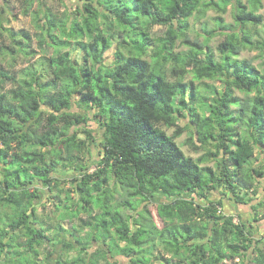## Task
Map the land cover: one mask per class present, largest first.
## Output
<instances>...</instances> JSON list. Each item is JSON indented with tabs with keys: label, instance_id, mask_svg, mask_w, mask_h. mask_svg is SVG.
Wrapping results in <instances>:
<instances>
[{
	"label": "trees",
	"instance_id": "obj_1",
	"mask_svg": "<svg viewBox=\"0 0 264 264\" xmlns=\"http://www.w3.org/2000/svg\"><path fill=\"white\" fill-rule=\"evenodd\" d=\"M25 1L28 12L35 0ZM79 1L81 4L74 10L66 5L63 14L40 10L45 12L46 21L41 24L44 32L39 35L38 45L41 49L48 45L55 48L46 68L27 66L18 77L0 65V206L10 207L14 212L8 226L1 225L0 215V264H17L15 256L20 258L19 264H40L37 246L49 240L46 229L50 228H54L57 235L70 232L77 243L65 238L62 247L74 250L75 255L59 258L58 264H102L101 261L119 264L113 260L115 254L124 256L128 264H153L156 260L159 264H223L240 257L245 259L243 264L250 259L251 264H264V235L255 236L253 232V223L264 219V213L258 212L264 207V201L251 205L253 223L241 219L236 222L234 214L223 213L225 199L248 204L251 199L247 195L256 191L259 178L264 175V164L251 165L256 149L264 154V95L259 94L264 92V75L250 59H238L244 49H264V37L254 40L249 31L238 35L232 31L220 44L219 55L208 46V38L206 41L193 38L189 20L195 11L209 6L225 11L221 0ZM236 2L235 20L242 27L264 25L263 15L258 13L263 7L261 0L248 1L251 12L244 11L247 6L242 0ZM218 20L223 27L222 17ZM155 26L165 27L164 35H152ZM114 27L116 32L112 31ZM7 32L13 36L14 46L5 47L6 53L21 52L31 56L37 53L35 49L30 50L28 33L17 36L9 29ZM129 35L131 44L126 39ZM118 36L123 38L114 52V59L120 62L116 77L122 72L129 78L143 80L146 67L157 64L161 72L190 77L179 87L182 95L191 91L193 102L202 99L211 108L210 102L219 98V108L211 110L221 120L226 117L229 124H233L224 129L227 135L222 138L236 146L234 151L227 144L223 145L220 175L213 168L201 166V161L219 153L209 150L206 155L194 158L169 141L150 137L144 131L143 119H130L127 106L115 97L112 87L102 83L104 79H112L114 74L93 76L87 67L89 55L99 59ZM85 37L94 38L86 42ZM179 43L187 49L176 50ZM73 46L83 51L82 68L81 60L71 57ZM124 49H129L127 56ZM221 56L225 63L220 62ZM221 69L232 78L231 82L225 84L220 79L224 75ZM81 79L83 87L76 89L64 82L75 85ZM93 79L99 96L91 90ZM156 79L164 83L163 76ZM209 79L222 81L223 97L215 85L205 82ZM9 82L13 86L7 89ZM198 84L209 94L200 93ZM148 86L149 82L144 81L142 88ZM114 87L116 92L129 96L135 92L131 85L123 83ZM152 87L156 89L154 94L145 92L137 98L155 109L157 98H163L159 84ZM236 88L257 91L252 97L255 107L250 125L254 131L250 142L245 140L240 127L244 109L229 108V102L242 100L234 94ZM101 97L107 101L109 117L102 111H93L94 107L103 108ZM180 103L193 117L190 123L198 128L196 138L200 145L209 139L215 140L213 131H204L211 124V116L202 119L187 101L182 99ZM74 105L90 112L75 111ZM92 113L103 129V138L101 158L97 168L90 171L82 155L91 153L90 144L95 139L89 126ZM181 115H184L182 111L165 104L153 118L171 127L167 121L172 116L180 120ZM237 121L239 123H235ZM188 126L178 123L173 135L164 130L178 143L176 138ZM198 147L195 144V149ZM61 171L68 177H62ZM65 184L70 185L64 196ZM120 185L127 189L128 198L117 200L115 195ZM219 189L221 197L210 200V193ZM45 194L53 206H50L51 213L39 215V204L46 206ZM162 197L169 200L163 202ZM156 200L160 201L157 213L164 221L162 227L153 222L148 204L144 206ZM141 206L144 208L139 210ZM128 208L133 214L125 212ZM58 213L59 225L45 226L43 219L50 223ZM77 219L79 224L74 222ZM65 220L73 223L71 229L62 224ZM81 229L89 230L85 236L76 237ZM21 237H27L23 244L18 241ZM121 241L125 244L121 245ZM94 242L107 247L93 249ZM158 244L164 251L157 249ZM20 246L25 247V252H21ZM174 258L176 262L172 261Z\"/></svg>",
	"mask_w": 264,
	"mask_h": 264
},
{
	"label": "rangeland",
	"instance_id": "obj_2",
	"mask_svg": "<svg viewBox=\"0 0 264 264\" xmlns=\"http://www.w3.org/2000/svg\"><path fill=\"white\" fill-rule=\"evenodd\" d=\"M209 1V0H206ZM218 1V0H215ZM244 2V0H242ZM249 1V0H248ZM25 0H0V21H2L0 26V65L4 68H7L9 70H11L12 72H15L18 77L22 75L23 70L27 67V66H31V67H35V68H41L44 69L46 68V63L48 61V59L55 54V48L53 45H48L45 49H41L38 45V39H39V35L44 32L43 28L41 27V24H43V22H45V12H40V10L42 8L44 9H49V11L54 12L56 14H63L67 7L66 5H68L72 10H74L76 8L77 5H80V1L79 0H35V2L33 3L32 7L29 9L28 12L25 11ZM42 3L44 5H42ZM237 2L236 0H221V6L224 7L225 11H221L220 9L213 7V6H209L207 8H200L199 10L195 11L194 15L190 18L189 23L191 26V35L193 38L195 37H199L200 40L202 41H206V38H208L207 43L208 46H210L215 52L216 54H220L219 51V46L222 42H224V40L226 39L227 35L232 32L235 31V25L238 23L235 20V12H236V7H237ZM258 13L263 15L264 18V4L263 7L258 11ZM222 17L223 21H222V26L220 27L219 25V20L218 18ZM263 23H264V19H263ZM251 25V24H250ZM7 29L11 30L12 32H14V34H16L17 36H24V34L28 33L29 37L31 38V49H35L36 50V54H34L33 56L31 55H24L21 52L18 53H14L17 54L16 58L13 59L10 52L9 54L6 53L5 47H11L14 46L13 45V39H12V35L10 34V32H7ZM166 28L163 26H155L151 32L152 35L154 36H162L164 35ZM210 31H215V32H210ZM58 32V31H56ZM253 37L254 40H262L264 37V25H259V26H254L253 25V30L249 31ZM239 34H242L239 33ZM122 36H118L116 38H114L113 42H121L122 40ZM118 43H113L112 47L110 49H108L106 51V53L112 55L114 57V52L117 48ZM71 57L72 59H78L81 60V56L83 54V51L76 48L75 46L71 47ZM69 49V50H70ZM187 49V47L182 44L179 43L176 47V50L180 51V50H185ZM219 57V56H218ZM238 59H250L253 64L256 66L258 72L261 73V68H264V49H252V48H247L244 49L240 55L238 56ZM43 61H45V64L42 63ZM47 79H49V75L48 77L46 76ZM205 82L212 84L213 86L215 85V87L218 88V90H220V85L223 84L222 81H219L218 79L216 80H206ZM13 86L12 82L7 83L6 88H10ZM73 110L75 111H80V112H84V113H89L87 111H84L83 109H80L79 107H77L76 105H74ZM183 116L181 115L180 117V126H185L188 123L183 122ZM91 119L89 121V126L93 131V135L95 137V139L92 141V143L90 144L91 146V153L86 152L85 154L82 155L83 157V161L90 165V171H93L97 168V164L101 158L100 156V151L102 149L101 147V141L103 138V129L101 128L100 124L98 123V120L96 118V116L92 113L91 114ZM193 126V125H192ZM163 128L166 129V131L173 135L176 131L177 127H167L165 125H163ZM187 131V129L176 138L178 144L180 145V147L183 149V151L185 153H187L188 156H192L194 158H200L204 155L207 154V151H203V148L200 145V142L197 140L194 141L192 136H185V132ZM85 136V135H82ZM88 141H90V139H88ZM195 144H197L199 147L198 149H195ZM215 153V152H213ZM261 157H264V154H262L259 149L255 150V154L253 156V162L251 163V165H263L264 162L261 161ZM215 158L214 155L209 156L208 159H205L203 161H201V166L203 167H210L213 168V170L216 171V168L213 167V165L211 164V161ZM205 161H208V163H205ZM257 166V167H259ZM62 175V177H68L66 175V172L61 171L60 173ZM70 184H65V192L62 193V195L65 196V194L67 193V186H69ZM117 193L115 195L117 200H122L123 198H128L127 195V189H125L124 187H122L121 185L118 186L117 188ZM221 193L222 190H216V191H212L210 193L209 199L210 200H218L219 197H221ZM47 195L45 194V198H44V202H46V206H42L41 204H39V200H36V203L39 204V215L41 214H48L51 213V207L53 206L52 204H49V202L47 201ZM248 198L251 199V201L248 204H240L239 203V207L243 208L241 211V214H234L236 217V220L239 221V219L243 220L246 223H253L254 220H252L253 216H254V211L252 210L251 205L259 202V201H264V175H262L259 178V182L257 183L256 186V191L249 192V195H247ZM259 198V199H258ZM169 198L168 197H162L161 201H168ZM203 199H200V201H202ZM253 200V201H252ZM229 201V200H228ZM147 202L144 204L147 205L149 207L150 212L152 213L153 216V222L156 223V225L158 227H162L164 225V221L163 219H161L158 216L157 213V206L159 205L160 201H154V202ZM144 207L141 206V209H143ZM0 210H1V218H2V223L1 225L3 226H8V222L10 221L11 217L13 216V211L11 210L10 207H5V206H0ZM125 212L127 214H133V210H131L130 208L125 209ZM258 212L260 213V215H262L264 213V207H260L258 209ZM61 213V212H60ZM55 214L56 219L51 220L50 223H48L47 219H43V222L45 221V226L49 225H54L55 223H57L58 221V216L59 214ZM223 213L224 214H230V212H227V210H225V207L223 208ZM63 222V221H62ZM75 224H79V220H75L74 221ZM72 224L70 221L68 222V220H65L63 222V225L65 226V228H72ZM253 232L255 234V236H261L263 237L264 235V219H261L257 222L253 223ZM59 224L57 223V226ZM39 226V225H38ZM89 229H81L79 230V232L76 233V237L78 236H85L87 234ZM47 235L49 236V240L46 241V244L43 243L39 246H37V249L39 250L40 253V257L39 259H37V261L40 264H58V259H67V258H71L75 255L74 250H65L62 247V243L64 242L65 238L68 239L71 242H74L76 245V241L74 238H72L70 234V232H60L55 233V229L54 228H50L46 229ZM55 234L57 235V237H55ZM51 238V239H50ZM77 239V238H76ZM27 237H21L18 239V241L20 242V244H23L24 242H26ZM109 244V242H108ZM121 245H124L125 242L121 241L120 242ZM92 246L94 247L93 249H99L100 247H107V245H103L100 242H94L92 244ZM159 247L160 244H158L157 249H160ZM19 249L21 250V252H25V247L24 246H20ZM161 251H164L163 249H160ZM156 254V252H155ZM76 255H77V251H76ZM167 257H170V254L166 255ZM252 257V256H251ZM113 260L115 261H119V264H128L127 259L122 256V255H117L115 254V257L113 258ZM245 259L243 257H240L238 260H236L235 262L232 260H227L225 261L223 264H243V261ZM14 261L19 264L21 262L20 258H17V256L14 257ZM173 262H176L177 259H173ZM102 264H106L105 261H101ZM252 261L247 260L246 263L244 264H251ZM153 264H159V261H155Z\"/></svg>",
	"mask_w": 264,
	"mask_h": 264
},
{
	"label": "clouds",
	"instance_id": "obj_3",
	"mask_svg": "<svg viewBox=\"0 0 264 264\" xmlns=\"http://www.w3.org/2000/svg\"><path fill=\"white\" fill-rule=\"evenodd\" d=\"M245 5L247 6L244 11L251 12L252 6L248 4V0H244ZM261 3L264 4V0H261ZM242 11V10H241ZM241 11L239 13H241ZM115 19L114 17L112 18ZM235 34H239L242 31H251L253 30V25L247 24L246 26L242 27L240 23H237L235 25ZM113 32H116L117 29L114 27ZM131 33V32H129ZM103 35L108 36V33H103ZM94 37H85L86 42L92 40ZM131 35L127 36L126 39L129 40V44L131 41ZM99 43V42H98ZM118 43V41L113 42ZM102 47V44L100 45ZM126 56L129 53V49H124ZM219 55V54H218ZM221 63H225L223 56H221ZM163 63V62H161ZM83 67V59L81 58L80 68ZM87 67L91 70L93 73V76L97 75H103L104 73L111 72L113 73L112 79H104L102 81L103 84H106L108 87H112L114 91L115 97L125 104L127 108L129 109V116L130 119L136 120L138 118L143 119L144 123V131L150 136L155 137L159 140L169 141L172 144H174L180 151H183V149L179 146L178 143L175 142L173 137H170L168 133L164 130L163 124L165 121L163 120H156L153 118V114L155 112H158L165 104L172 106L174 109H179L184 113L183 116V122L188 123L189 126L187 128V131L185 132V136H192L193 140H196V132L198 131V128L195 126H192L190 121L193 119V117L189 114L188 108L185 107L180 103V101L183 99L187 101L189 107H194L197 112L199 113L200 117L202 119L208 118L211 116V124L204 129V131H213L214 135L216 136L215 140L209 139L206 144H202L201 147L203 148V151H212L219 153L218 156H216L212 161L211 164L213 167L216 168L217 175H220L223 170V159H224V147L223 145L227 144L229 148L232 150H236V146L231 143V141L224 140L222 137L227 135V133L224 131L227 127L233 125L229 124V120L224 117L223 120L218 115H215L211 109L213 108H219L218 100L219 98L214 99L211 101V108L209 106V103H205L202 99H198L196 102H193L191 100V91L189 90L187 93H184L182 95L181 89L179 87L180 83H187L188 79L190 77L186 76H172L170 73L161 72L160 66L157 64H150L146 67L143 75V80L136 79L135 77L129 78L128 75L125 73H120L119 77L115 76V73L119 71L120 68V62H117L114 57L108 53H105L103 56H101L99 59L95 55H89L88 57V65ZM224 73L223 76L220 77L222 81L226 83L231 82V77L227 75V73L221 69ZM261 73L264 75V68H261ZM79 75V72L77 73ZM157 76H163L164 77V83H160L156 77ZM121 77L123 78L121 80ZM144 81L149 82V86L147 89L142 88V84ZM65 83L70 85V88L76 89L83 87V80L81 79V82L79 84L72 85L70 81H64ZM117 83H123L126 85H131L132 88L135 90L133 95H125L120 92L115 91L114 85H117ZM152 84H159V91L163 99L157 98L156 100V107L155 109L151 108L149 104L144 103L143 100H140L137 98V96H144L145 92L149 93H155L156 89L152 87ZM235 88V85H233ZM91 90L95 93V95L99 96L100 93L98 91L97 85L95 83V80L93 79V83L91 85ZM198 91L204 95H208L207 91L200 87L198 84ZM225 92V86L224 84L220 85V96L223 97ZM235 95H238L242 98L240 102H229V108L232 109H241L243 108L245 111V115L243 117V122L240 123L241 131L244 133V138L246 141L251 140V133L254 131V129L250 125V120L253 117L252 109L255 107L252 97L257 95V91L253 90L251 92L242 91L238 88L234 91ZM260 95H264V92H260ZM146 100L147 97H144ZM101 100L103 101V97H101ZM108 104L107 101H103V108H93V111H102L103 115L105 117H109L108 113ZM175 121V123H173ZM171 127H176L178 123L181 121L176 117L172 116L171 120L167 121ZM239 123V121L235 122ZM187 155V153H185ZM261 161L264 162V157H261ZM198 163V161H195ZM205 163H208V161H205ZM253 166H259V165H253ZM163 179V177L161 178Z\"/></svg>",
	"mask_w": 264,
	"mask_h": 264
},
{
	"label": "crops",
	"instance_id": "obj_4",
	"mask_svg": "<svg viewBox=\"0 0 264 264\" xmlns=\"http://www.w3.org/2000/svg\"><path fill=\"white\" fill-rule=\"evenodd\" d=\"M220 198V197H219ZM225 201V210H227V212H230V214H241V216H242V209L243 208H240L238 205H239V203H236L235 201H233V200H224ZM242 210V211H241ZM64 222V221H63ZM63 222H62V224H63ZM69 222V221H68Z\"/></svg>",
	"mask_w": 264,
	"mask_h": 264
},
{
	"label": "built area",
	"instance_id": "obj_5",
	"mask_svg": "<svg viewBox=\"0 0 264 264\" xmlns=\"http://www.w3.org/2000/svg\"><path fill=\"white\" fill-rule=\"evenodd\" d=\"M235 220H236V218H235ZM236 222H237V220H236Z\"/></svg>",
	"mask_w": 264,
	"mask_h": 264
}]
</instances>
